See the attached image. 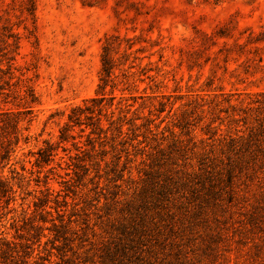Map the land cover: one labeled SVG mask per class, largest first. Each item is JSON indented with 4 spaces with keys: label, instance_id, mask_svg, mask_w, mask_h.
Returning a JSON list of instances; mask_svg holds the SVG:
<instances>
[{
    "label": "rangeland",
    "instance_id": "rangeland-1",
    "mask_svg": "<svg viewBox=\"0 0 264 264\" xmlns=\"http://www.w3.org/2000/svg\"><path fill=\"white\" fill-rule=\"evenodd\" d=\"M9 142L0 264H264V0H0Z\"/></svg>",
    "mask_w": 264,
    "mask_h": 264
},
{
    "label": "trees",
    "instance_id": "trees-1",
    "mask_svg": "<svg viewBox=\"0 0 264 264\" xmlns=\"http://www.w3.org/2000/svg\"><path fill=\"white\" fill-rule=\"evenodd\" d=\"M103 52L104 53L102 55V65H103L102 66L103 67L102 69H103V72H104V76L105 77H110L111 74H112V68H113L114 65H113L112 59H111V57L109 55L110 54L109 53V50L105 46H104ZM96 99H97L96 97L95 98H90L88 101H94ZM26 111H28V110H26ZM73 113H74V115L73 116H70V118H72L71 121L74 124H77V123L80 122L81 113L80 112L75 113V109H74V112ZM17 123H18V119H16V118L15 119L10 118L9 121L6 122V124L8 126H11V128H12L11 131H9V130L6 131L5 130L6 135H8L9 133H15L16 132L15 130H16ZM6 127L7 126H5V128ZM66 129H68V128L65 127L64 128V131ZM60 138L61 139H65L64 135H61ZM53 149H54V147L51 144L46 143V145L43 148H40V151H39L40 156H41V159L43 161L49 160V158L52 156ZM10 152H11V147H10V142H9V143H7L6 146H3V153H1L0 159H3V158L8 157L9 154H10ZM0 183H1V179H0Z\"/></svg>",
    "mask_w": 264,
    "mask_h": 264
}]
</instances>
